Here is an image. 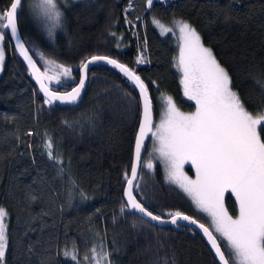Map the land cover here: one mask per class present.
Returning a JSON list of instances; mask_svg holds the SVG:
<instances>
[{
  "label": "trees",
  "instance_id": "trees-1",
  "mask_svg": "<svg viewBox=\"0 0 264 264\" xmlns=\"http://www.w3.org/2000/svg\"><path fill=\"white\" fill-rule=\"evenodd\" d=\"M9 4L10 0H0V9ZM128 4L129 0H60L62 16L49 35L33 16L28 0L22 1L19 33L40 71L48 68L50 75L55 71L41 54L74 69L73 79L51 83L52 90H71L82 60L107 55L133 68L148 85L154 121L165 96H171L180 110L193 111L195 105L184 98L176 69L177 38L171 33L161 37L153 25L154 19L167 26L178 19L197 30L203 45L227 70L231 87L246 108L254 115L264 111V0H160L151 7L147 0H132L125 12ZM3 46L0 207L8 213L6 264L42 260L75 264L64 255L66 247L75 248L78 259L89 264L83 260L85 252L101 241L111 264H218L195 231L183 225L148 226L140 224L135 214H119L123 177L130 172L140 118L139 104L130 103L125 95L131 93L138 101L133 87L113 70L95 65L88 71V87L78 106L46 105L8 34ZM138 54L147 66H138ZM45 134L52 138L62 163L49 159ZM261 135L264 138V132ZM140 169L137 199L157 209L195 213L182 191L165 182L158 165L153 171ZM224 205L230 215H237L235 197L227 193Z\"/></svg>",
  "mask_w": 264,
  "mask_h": 264
},
{
  "label": "snow or ice",
  "instance_id": "snow-or-ice-1",
  "mask_svg": "<svg viewBox=\"0 0 264 264\" xmlns=\"http://www.w3.org/2000/svg\"><path fill=\"white\" fill-rule=\"evenodd\" d=\"M147 4L151 7L153 0H147ZM22 6V0H10L6 9H0V41L5 40L10 30L11 38L16 40V50L44 95V104L51 105L56 101L75 103L85 88L89 66L101 61L118 69L139 91L138 101L131 93H125L130 103L139 104L141 114L130 174L126 171L123 177L125 186L119 214H139V223L148 226L171 224L179 228L182 226L180 222H187L183 226L189 231H192L191 226H195L207 238L218 264H264V138L261 135L264 132V113L254 115L246 108L239 94L232 89L227 70L217 61L212 50L203 45L197 30L186 21L174 22L180 33L179 55L175 58L181 73L180 84L184 96L194 102L195 110L181 112L172 97L165 96V111L159 123L154 124L148 85L133 68L107 55H92L82 60L78 66L79 82L70 91L52 90L51 83L60 85L73 79L74 69L55 60L44 59L41 54L44 63L55 71L52 75L48 68L40 71L17 35V14ZM131 7L132 0H129L125 12ZM33 8L48 21L59 22L62 16L60 0H33ZM153 22L165 32L173 30L164 28L158 20ZM126 23L131 21L126 19ZM4 59V49L0 48V65ZM145 62L143 55L136 59L137 64ZM149 135L156 145L154 151L164 164L167 182L179 187L200 212L206 213L211 218L210 224L206 225L180 210L157 209L147 205L143 199H137L134 192L139 187L136 183L139 169L142 166L149 170L153 168L151 159L143 165L141 163L142 148ZM44 148L49 159L62 163L54 153L52 138L47 134ZM186 163L195 169V179L185 174ZM60 171L63 173V168ZM226 192L235 197V216L225 208ZM81 196L87 199L83 192ZM7 215V211L0 207V264H6L9 248ZM116 220L114 215L113 222ZM133 227H136L135 223ZM64 255L75 264H83L75 248L66 247ZM83 260L89 264H111L110 253L103 241L86 251ZM41 264H47V261L42 260Z\"/></svg>",
  "mask_w": 264,
  "mask_h": 264
},
{
  "label": "rangeland",
  "instance_id": "rangeland-1",
  "mask_svg": "<svg viewBox=\"0 0 264 264\" xmlns=\"http://www.w3.org/2000/svg\"><path fill=\"white\" fill-rule=\"evenodd\" d=\"M64 1H72V2H74V1H83V0H64ZM158 1H160V0H158ZM28 2H29V4H30V10H32V13H33V16L37 19V22L38 23H40V25L41 26H43V27H45V30L47 31V33L49 34V33H51V34H53V32H54V29L57 27V25H58V23L59 22H52V21H48V20H46V19H44L43 17H41L39 14H38V10L37 9H34L33 8V0H28ZM176 20H178V19H175V20H173L172 21V24H171V26H167V25H165V24H163V23H160L159 22V24L160 25H163L164 26V28H171V29H173L172 31H167V32H165L161 27H159L157 24H155L154 22H153V25H154V27H155V29H157V31H158V33H159V35L162 37V36H166V35H168L169 33H171L172 35H175L176 36V38H177V42H178V49H179V44H180V39H179V37H180V33H179V30H178V28H176L175 27V21ZM18 22V21H17ZM19 27V26H18ZM50 35V34H49ZM48 35V36H49ZM4 41H0V48H3L4 49V52H5V48H4ZM178 55H179V51H178ZM178 57V56H177ZM40 58H41V55H40ZM5 59H6V57H5ZM5 59H4V62H5ZM135 61H136V58H135ZM4 62H3V64H4ZM3 64L2 65H0V74L2 73V67H3ZM138 66H140V65H138ZM147 66V65H146ZM140 67H142V66H140ZM176 69H177V67H176ZM177 71H178V69H177ZM180 73V72H179ZM180 78H181V73H180ZM88 83V82H87ZM76 85V84H75ZM74 85V86H75ZM88 87V86H87ZM182 92H183V87H182ZM184 98L185 99H187L185 96H184ZM188 100V99H187ZM189 101V100H188ZM190 102H192V103H194L193 101H190ZM163 103H165L164 104V106L161 108V110H160V112H159V116H158V118L156 119V121H154V124H156V123H159V121H160V119H161V116H162V113L165 111V108H166V102H165V100H163ZM195 105V104H194ZM153 106V105H152ZM179 109V108H178ZM195 110V109H194ZM193 110V111H194ZM179 111H181V112H184V113H189V112H193V111H187V112H185V111H182V110H180L179 109ZM262 113H264V111L262 112ZM140 115V114H139ZM139 120H140V118H139ZM139 123V122H138ZM149 146H150V152L149 153H147L146 154V159H145V161H144V163H146L147 162V160H149V159H151V161H152V163H153V168L151 169V170H149V169H147V168H145V167H143L144 169H147V170H149V171H153V170H155V167L158 165L159 166V168H161V170H162V174H163V178H164V180H165V182L167 183V184H170V185H172V186H174V187H176L177 189H180L179 187H177L175 184H172V183H169V182H167V180H166V172H165V167H164V164H163V162L159 159V154L158 153H156L155 151H154V147L156 146L155 145V142H154V140H153V138L151 137V140H150V143H149ZM133 152V151H132ZM151 154V155H150ZM143 163V164H144ZM141 170V169H140ZM184 172H185V174L186 175H188L190 178H192V179H195V169L191 166V164L190 163H186L185 165H184ZM139 176V175H138ZM138 179V178H137ZM181 190V189H180ZM182 191V190H181ZM182 193L185 195V197L190 201V203L192 204V207H193V209L195 210V213H188V212H186V211H184V210H181L180 209V211H182L184 214H186V215H189V216H192L193 218L195 217L196 219H198V220H200L201 222H204V223H206V225L207 224H210V222H211V218L210 217H208L207 216V214L206 213H203V212H200L196 207H195V205H193V203H192V201H191V199L182 191ZM227 193H229V194H231L230 192H226L225 194H224V196L227 194ZM232 195V194H231ZM233 196V195H232ZM234 197V196H233ZM6 222V221H5ZM218 235V234H217ZM224 244H226V242H223Z\"/></svg>",
  "mask_w": 264,
  "mask_h": 264
},
{
  "label": "water",
  "instance_id": "water-1",
  "mask_svg": "<svg viewBox=\"0 0 264 264\" xmlns=\"http://www.w3.org/2000/svg\"><path fill=\"white\" fill-rule=\"evenodd\" d=\"M22 1H23V0H22ZM19 11H20V9L18 10L17 21H18ZM8 35H9V38H10L11 45L14 47V50H15L16 56H18L19 60H20L21 63L23 64V66L26 67V69H27V71H28L30 77L32 78V81H33V83H34V86L39 90V85L37 84V82H36V80L33 78V76L30 74L29 69H28V66H27V63L24 61L23 57H21V56L19 55V52L16 50V40L11 38L10 30L8 31ZM17 35L19 36L20 40L24 43V41L22 40V37H21V35H20V33H19V27H18V24H17ZM25 47L27 48L26 45H25ZM27 49H28V48H27ZM29 55H31L30 52H29ZM32 57H33V56H32ZM33 60H34V59H33ZM34 61H35V60H34ZM95 65H103V66L107 67L108 69L113 70L115 73L119 74L120 76H122V77L126 80V82H127L128 84H130V85L133 87V89L135 90L136 94L138 95V99H139V91H138V89H135L134 86H133V85L127 80L126 77L123 76L122 73L119 72L118 69L113 68L111 65H108V64L104 63L103 61H101V62H97V63H95V64L90 65V66H89V69H90L92 66H95ZM37 67L39 68V66H37ZM78 82H79V79H78ZM78 82H77V83H78ZM87 82H88V79H87V81H86L85 88H84V89L82 90V92H81V96H80V98H78V100H77L75 103H73V104H62V103H60L59 101H56V102H54L52 105L57 106V107L60 106V107H68V108H69V107H72V106H78L79 103H80V102L82 101V99L84 98V94H85V91H86L87 86H88V85H87ZM69 91H70V90H69ZM39 92H40V90H39ZM40 94L44 97V95H43L42 92H40ZM140 114H141V113H140ZM153 123H154V115H153ZM137 126L139 127V123H138ZM137 131H138V128H137ZM137 131H136V132H137ZM135 136H136V133H135ZM135 136H134V137H135ZM150 138H151V135H149V136L146 137V139H145V147L142 148V160H143V156H144V154H145V152H146V148H147L146 146H147L148 140H149ZM134 147H135V139H134V143H133V147H132V148H133V152H134ZM133 152H132V157H133ZM132 157H131V158H132ZM141 163H142V161H141ZM130 168H131V166H130ZM139 173H140V169H139ZM139 173H138V175H139ZM129 174H130V172H129ZM137 178H138V176H137ZM137 181H138V180L136 179V183H137ZM135 215L138 216L139 214H135ZM152 223H153V225H154V222H152ZM186 223H187V222H180L181 225H185ZM155 227H157V228H160V227H161V228H173V229H177L176 226H173V225H171V224L156 225ZM191 227H192V230L195 231V232L200 236V238L202 239V241H205V243H206V245H207L209 251H211L210 245H209L208 242H207V238L203 236V233H202L198 228H196L195 226H191ZM211 253H212L213 257H214V252L211 251ZM216 262H218V261L216 260Z\"/></svg>",
  "mask_w": 264,
  "mask_h": 264
},
{
  "label": "built area",
  "instance_id": "built-area-1",
  "mask_svg": "<svg viewBox=\"0 0 264 264\" xmlns=\"http://www.w3.org/2000/svg\"><path fill=\"white\" fill-rule=\"evenodd\" d=\"M155 1H158V0H153V2H155ZM133 27H136L135 24H134ZM139 55H140V54H138V56H139ZM138 56H137V57H138ZM138 65H140V66H145V65H147V62H145V63H143V64H138Z\"/></svg>",
  "mask_w": 264,
  "mask_h": 264
},
{
  "label": "bare ground",
  "instance_id": "bare-ground-1",
  "mask_svg": "<svg viewBox=\"0 0 264 264\" xmlns=\"http://www.w3.org/2000/svg\"><path fill=\"white\" fill-rule=\"evenodd\" d=\"M10 39V38H9ZM133 39H135V38H133ZM135 41V40H134ZM11 43V42H10ZM139 53L141 54L142 52L141 51H139Z\"/></svg>",
  "mask_w": 264,
  "mask_h": 264
}]
</instances>
